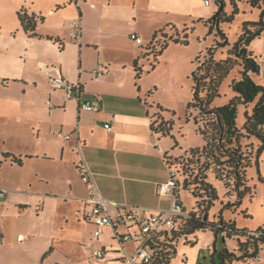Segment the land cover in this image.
Returning <instances> with one entry per match:
<instances>
[{
  "label": "crops",
  "instance_id": "crops-1",
  "mask_svg": "<svg viewBox=\"0 0 264 264\" xmlns=\"http://www.w3.org/2000/svg\"><path fill=\"white\" fill-rule=\"evenodd\" d=\"M210 6L202 0H0V264H81L61 253L51 262L55 244L81 241L82 247L92 238L81 166L109 200L152 211L170 208V199L156 194L168 176L154 175L151 165L166 171L163 155L183 154L160 147L150 130V108L135 92L132 69L135 73L143 37L167 31L168 25L205 27ZM20 10L42 19L36 24L38 37L22 30ZM74 19L81 22L78 41L68 35L67 24ZM132 34L141 44L130 39ZM41 65L55 68L53 76L79 83L81 100L96 102L98 111H84L51 88ZM95 69L103 75H94ZM192 147L200 148V142ZM95 241L112 249L108 260L90 257L95 264H122L112 228ZM125 248L131 253L133 245Z\"/></svg>",
  "mask_w": 264,
  "mask_h": 264
},
{
  "label": "trees",
  "instance_id": "trees-1",
  "mask_svg": "<svg viewBox=\"0 0 264 264\" xmlns=\"http://www.w3.org/2000/svg\"><path fill=\"white\" fill-rule=\"evenodd\" d=\"M215 1L218 10L204 21L208 36L213 37V43L211 47L199 52L191 73V107L196 112L193 122L203 145L189 149L178 158L163 155L166 166L177 170L182 189L190 193L194 206L189 217L179 223L177 231L163 236L151 264H170L180 238L185 239V244L193 246L197 233L207 230L214 232L215 236L223 232L226 238L237 237L236 250H223L220 254L222 264H249L254 254L264 247V232L261 230L255 235L246 230H238L232 220L221 222V216L218 217L217 224L209 221L210 209L218 200L216 190L209 182L210 175L222 183L226 199L235 196V203L221 202V212L229 210L235 213L246 195L250 199L254 197V192L248 185L247 170L254 164L259 174L260 156L264 151V86L254 79L260 73V66L257 57L250 50L252 42L264 36V0H245L250 8L259 10V17L254 22H243L233 43L228 41L222 27L232 23L238 10L233 0H230L233 11L228 16L223 12L224 0H220V4L217 3L218 0ZM17 17L26 34L38 37L35 33L36 24L42 19L28 15L23 10L17 13ZM168 29L173 32L172 35L162 29L153 34L147 47L154 60L151 69L158 63V57L163 54L168 42L186 46L189 44V34L194 30L193 27L178 30L172 25H168ZM133 68L135 80H138L143 71L137 61ZM232 73L233 79L229 88L233 97L224 106L212 107L213 102L221 96L223 82ZM150 95L152 91L147 93V97ZM250 105L253 108L248 111ZM239 107L245 108L244 123L240 128L236 123ZM157 108L162 110L159 106ZM150 130L166 137L169 135L170 126L159 115L154 114L151 117ZM252 139L257 142L256 145L249 143ZM2 157L9 158L17 165L22 163L9 154H2ZM1 163L2 161L0 165ZM259 178L262 180L260 176ZM241 214L247 217L245 211ZM237 252L240 254L237 255Z\"/></svg>",
  "mask_w": 264,
  "mask_h": 264
},
{
  "label": "rangeland",
  "instance_id": "rangeland-1",
  "mask_svg": "<svg viewBox=\"0 0 264 264\" xmlns=\"http://www.w3.org/2000/svg\"><path fill=\"white\" fill-rule=\"evenodd\" d=\"M211 6L206 10L207 14H210V18L218 10L215 0H210ZM238 13L234 15L233 21L229 25H223L222 30L227 34V39L230 43L235 42L243 22L257 21L259 17V10L250 8L245 0H233ZM220 4V0L217 1ZM233 11V6L230 0H224L223 12L226 15H230ZM167 34H173L168 29ZM144 38V44L139 49L140 56L137 63L142 69V75L138 80H135V73H133V85L135 86V92L139 93L140 100L146 101L152 116L154 114L159 115L161 119L169 124V135L163 137L160 133H157V139L161 148L168 151L170 155H184L192 146H195L198 142L203 145L202 138L196 133L193 116L196 112L191 107L192 104V79L191 73L194 69V60L199 52L204 51L206 48L212 46L213 37L208 36V30L203 26H197V28L189 34V44L184 46L168 42V46L163 51V54L158 57V63L151 69V65L154 64L151 50H147L150 45L152 37ZM150 40V41H149ZM158 40V38H157ZM124 47H127L124 44ZM129 47V46H128ZM129 47L128 50H130ZM250 50L258 59L260 66V73L255 77V81L258 84L264 86V36L258 40H255L250 45ZM108 57L112 58L114 55L107 53ZM116 77V76H115ZM114 77V78H115ZM233 79V73L223 82L220 89V98L216 99L212 107H221L227 104V102L233 97L229 84ZM71 83V82H68ZM152 91V95L147 97V93ZM159 106L162 110L158 109ZM252 105L248 107V111H251ZM244 107L238 108L237 126L240 128L244 123ZM155 120V118L153 119ZM249 143L257 144L252 139ZM14 150H20L19 147H12ZM195 148V147H192ZM159 165V164H158ZM156 163L152 164L154 175L159 178L165 179L168 176V171L162 169ZM259 176L262 178L260 180ZM248 185L254 192V197L249 198L246 195L239 205L235 213H231L229 210L221 212V202L226 203L230 201L235 203V196L229 199L225 198V189L221 182L217 181L213 175H210L209 182L215 188L218 195V200L215 201V205L210 209L209 221L218 223V217L221 216V222H228L232 220L235 222L238 230H246L250 234H258L259 231L264 232V151L260 156L259 174L257 168L253 164L247 170ZM180 180V178H179ZM180 201L183 208L189 213L194 206V200L189 192L184 189H180ZM242 211L246 212L247 217L241 214ZM121 234L122 231L118 230ZM196 243L191 246L185 244V239L180 238L176 246L175 254L172 256L170 264H222L220 254L223 250H229L233 252L237 247V237L226 238L223 232H219L215 236L212 231H201L196 235ZM243 239V238H241ZM114 242L113 244H115ZM81 241L76 243H69L66 241L61 245H56L57 253L51 258L53 263L57 258V254H66L70 259L79 261L81 264H95V261L90 258V254L83 247H81ZM119 246L117 244L118 250ZM237 255L240 253L237 252ZM105 260H108L106 257ZM104 261V260H103ZM50 263V262H49ZM100 263V262H99ZM54 264H61L56 261ZM232 264H237L236 262Z\"/></svg>",
  "mask_w": 264,
  "mask_h": 264
},
{
  "label": "built area",
  "instance_id": "built-area-1",
  "mask_svg": "<svg viewBox=\"0 0 264 264\" xmlns=\"http://www.w3.org/2000/svg\"><path fill=\"white\" fill-rule=\"evenodd\" d=\"M205 6H210V0H202ZM68 35L71 39L78 41L81 35L80 19L68 22ZM130 39L136 44H141V39L136 35H130ZM40 70L47 73L51 88L61 90L66 100H76L84 111L97 112L99 106L91 100H81L82 87L79 83H68L61 76H53L50 72L53 67L40 66ZM94 75L100 77L103 71L95 69ZM110 130L109 125H105ZM60 135V134H59ZM65 139L68 136L64 137ZM168 179L156 186V194L160 197L169 198L171 206L169 209L152 211L142 207L121 205L115 201L103 197L93 183L92 175L85 166L80 168L81 181L87 186V197L83 200L85 218L94 226L92 238L82 244L90 254V257L103 261L112 249L96 246L97 240L105 228L114 230V239L118 243V253L122 256V264H151L158 250L159 242L163 236L178 230L182 220L189 217L180 202L178 192L182 188L181 177L177 170L167 165ZM180 178V180H179ZM0 191V199L3 197ZM1 207V203H0ZM36 207L35 210H39ZM118 230H121L120 234ZM131 243L133 250L129 253L125 244ZM249 264H264V247L260 248L252 257Z\"/></svg>",
  "mask_w": 264,
  "mask_h": 264
}]
</instances>
